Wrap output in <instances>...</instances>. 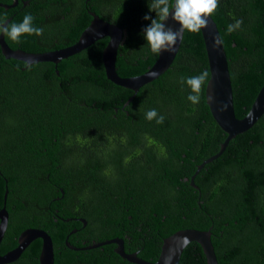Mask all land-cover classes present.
Wrapping results in <instances>:
<instances>
[{"label":"trees","instance_id":"1","mask_svg":"<svg viewBox=\"0 0 264 264\" xmlns=\"http://www.w3.org/2000/svg\"><path fill=\"white\" fill-rule=\"evenodd\" d=\"M83 1L66 0L62 7H83ZM151 2L93 0L87 3V7L96 11L99 17L124 30L114 64L115 72L120 77L141 74L156 58L144 38V29L150 25L151 19L156 18V13L149 10ZM50 7L48 4L47 8ZM145 15L151 19L145 20ZM211 18L219 37L223 38L233 111L235 117L240 118L264 80V0H219V7ZM89 19L87 13L80 14L77 27L71 31L73 41ZM237 19L243 21L241 28L227 34V26ZM104 43V40L97 41L98 52ZM97 65L100 76L89 80H70L75 68L71 60L62 63L59 67L61 87L66 88L70 81L77 82L72 87L79 103L96 100L104 106L111 104L120 107L124 100L133 95L124 108L129 114L124 116L123 110L117 112L121 125L116 130L112 126L103 128L97 124L93 128L94 140L112 137L108 141L109 144L111 142V148L107 150L111 153L110 157L97 162L90 158L71 160L69 166L60 168L61 174L57 172L53 176L55 182H60L62 175L68 177V188H64L62 200L67 199L69 206H65V209L57 207L58 214L62 217H84L87 222L86 233L95 232L96 238L130 234L132 241L124 244L125 251L138 249L137 257L150 262L157 258L164 237L178 229L194 228L210 232V242L218 264H264V113L251 127L230 139L217 158L202 165L193 178L198 189L188 184V178L185 182L181 180V152L189 156L196 155L186 175L189 177L196 164L217 151L225 136L223 131L218 133L221 129L208 111L204 87L200 103L193 105L187 100L190 89L180 83L182 76L187 78L208 71L200 32L185 31L169 67L157 78L139 87L134 94L132 90L108 80L103 74L101 63ZM86 67L78 68L77 72L86 73ZM91 71L94 72L93 69ZM58 79L49 81L56 82ZM48 87L55 89L59 86L52 83ZM74 95L69 93V97ZM97 97H102V101H98ZM150 109H156L159 115L165 117L163 124L145 118ZM114 119L109 114L103 121L109 125ZM127 120L133 121L135 133L125 134L130 129L123 123ZM90 122L86 117H79L78 130H83ZM138 132L142 135L143 157L134 166L139 181L137 191H133L105 181L101 170L107 169L121 178L126 176L119 152L129 151L127 149L132 142L138 139ZM85 135L89 137L87 129ZM113 142L120 147H114ZM160 153L166 155L161 156ZM30 166V163L25 164L23 168L28 169ZM170 169L175 184L174 194L171 191L156 192L158 185L155 177ZM127 170L131 173V166ZM35 172L34 176L40 175V171ZM25 173L0 175V200L6 188V201L14 206L10 210L11 222L6 227L4 240H12V235L18 232L17 227H22L25 222L44 228L51 241L62 247L64 232L70 227H63L60 231L59 224L53 225L54 209L48 206L49 199L59 194L56 191L44 192L33 186L23 187L19 179L27 175ZM3 178L8 179L6 187ZM75 181L77 188L72 189L71 183ZM176 185L186 188L187 198L183 197ZM78 188L91 191L88 192L94 197V203L90 204L86 200V192H77ZM135 193L137 198H133L131 205L119 204L122 199ZM169 194H172L174 206H161ZM141 202L142 205H139ZM34 207L46 208L47 211L41 219L28 223L29 211H33ZM122 228L124 231L121 232ZM25 249L28 256H33L30 262L35 264L33 258L39 252L40 241H31ZM91 251L90 264H136L113 254L110 247L106 250V254L109 253L106 258L98 250ZM68 255L64 252V261L60 264H71L66 259ZM177 264H206L200 246L193 241L187 243Z\"/></svg>","mask_w":264,"mask_h":264},{"label":"flooded vegetation","instance_id":"2","mask_svg":"<svg viewBox=\"0 0 264 264\" xmlns=\"http://www.w3.org/2000/svg\"><path fill=\"white\" fill-rule=\"evenodd\" d=\"M65 1L66 0H0V21L7 20L8 23H20L24 15L31 14L34 17V26L44 29L42 36L24 35L21 37L20 43H15L7 37L0 35V175L4 173L18 174V172L26 171L25 174L27 175L19 179L23 187L26 186V188H30L33 186L44 192H58L59 195H54L49 199L48 206H53L54 210L52 214L55 215V217H52V223H54L53 225L59 224L60 231L63 227L70 228L64 232L61 243L62 247H58L55 242L53 243L51 241L52 264H55V262L56 264L63 262L64 252L69 254L66 259H68L71 264H90L89 260H92V249L98 250L99 254L104 255L103 258H106V255H109V253L106 254V250L109 247L113 254L123 259L114 252V249L119 243L126 254L134 253L137 257L138 249H133L130 252H126L124 249V244L132 241L130 234H126L123 237L115 235L96 238L94 236L95 232L90 234L86 233L87 222L84 217L77 215L62 217L58 214L59 208L57 207L61 206L60 208L65 209V206H69L67 199L62 200L64 188H68V177L62 175L60 177L61 181L55 182L53 176L57 172L61 174V169L69 166L71 160L90 158L97 162L105 157H110L111 153L107 152V150L111 148V142L109 144L108 141L112 140V137L94 140L92 136L94 131L93 128L95 124H97L99 126L101 125L103 128L112 126L116 130L117 126L121 125V121H119L116 115L117 112L123 110V115L127 116L129 113L124 110V108L132 100L131 99L125 105L124 102L126 100H124L120 107L111 104L104 106L97 103L96 100H91L89 103H79L77 96L74 95L76 93L75 89L72 87V85L77 84V82L70 81L66 88L61 87L59 67L64 62L68 63V60H71L74 66L73 68H75L73 70L75 73H71L70 80L73 78L89 80L101 75V73L98 72L99 67L97 63L99 62L102 65L101 51L107 42L108 37L106 36L94 40L78 52L61 58L56 62L31 61V59H29V55L31 54L53 53L73 44L81 31L91 21L92 16L90 13L93 12V14H96V11L87 7V3L89 4L93 0H84L83 7L79 8L62 7ZM48 4L51 6L50 8H47ZM81 13H87L90 19L87 25L78 31L73 41L71 31L77 27L78 17H80ZM99 18L105 21L101 17ZM120 29L122 30V35L117 49L124 37V30L122 28ZM100 40H104L105 43L101 51L99 50L98 52L97 41ZM115 60L116 56L114 64ZM26 63L31 65L30 70L26 67ZM84 67L87 69L86 73L77 72L78 68L81 69ZM92 69L94 72L91 71ZM49 79L58 80L56 82H50ZM52 83H55L59 87L55 89L49 88L48 84ZM69 93L73 94L74 97H69ZM102 99L103 98L100 97L98 101H102ZM109 114L115 118L110 122L113 125H106L105 121H103V118L109 116ZM79 117H86L91 121L83 130H78ZM127 121L129 123L125 121H123V123L128 125L130 129L127 133H124H135L134 131H136V129H134L135 126L133 125V121ZM85 129L89 131V137H86ZM221 132L222 130H218V133ZM125 134L122 135L125 136ZM136 134L138 139L132 142V145L127 149L129 151L124 150V152H119L123 163L122 165L125 166L126 176L121 178L120 175L118 177L114 172L111 173L107 169L101 170L103 171L105 181L111 184H120L126 189L133 191H137L138 187L136 188V185L139 181L138 174L134 173V166L137 164L136 161L141 160L143 157L142 135L140 132ZM113 145L117 147L118 144L113 142ZM158 147L162 149L160 145H158ZM160 154L161 156L166 155L165 153ZM180 156L179 163L183 174L181 180L185 182L188 178V184L192 186L190 184V178L194 174L199 163L195 165L196 167L189 177L186 175L191 169L192 163L195 162L196 155L189 156L181 152ZM29 163L31 166L28 169H24L23 166ZM128 166H131V173L127 172ZM36 170L40 171L39 176H34ZM194 176L192 177V182L195 189H198V186L195 185L193 181ZM3 180V184L6 187L8 179L3 178ZM76 183L77 181L71 183L72 189L77 188V186H75ZM155 183L158 185V188L155 189L156 192L171 191L172 194H174L175 184L171 169L156 176ZM176 188L182 193L184 198H187L188 195L185 192V187L176 185ZM5 190L6 188L4 191ZM76 191L81 192V194L86 192V200L90 202V204L94 203V197L89 193L91 191L79 188ZM172 194H169L160 205L174 206L175 202L172 199ZM133 198H137V193L133 196H127V199H122L119 204L131 205L134 200ZM21 203L24 204L25 202L22 200ZM142 203L143 202L139 205H142ZM10 204V202L6 201L5 193L4 200H0V213L4 212L6 214L5 229L0 237V256L17 245L18 236L22 231L30 228L45 231L42 227H35L31 224L27 225L24 222L22 227H17L18 232L12 235V240H4L6 227L11 222L9 219V214H12L10 210L14 209V206ZM70 206L72 207V205ZM46 211V208L34 207L33 211H29V216L27 217L28 223L34 222L37 218L41 219ZM140 230L141 228L139 227V231ZM122 231H124L123 228L121 229V232ZM36 239H38L41 244L40 238H34L31 241ZM112 240H118L120 242H109ZM29 243L14 260L0 264H32L29 259L33 256H28L25 249ZM38 255L39 252L33 258L35 264H39ZM93 264L95 263L93 262Z\"/></svg>","mask_w":264,"mask_h":264},{"label":"water","instance_id":"3","mask_svg":"<svg viewBox=\"0 0 264 264\" xmlns=\"http://www.w3.org/2000/svg\"><path fill=\"white\" fill-rule=\"evenodd\" d=\"M174 10H170V16L165 21L166 28H172L177 30L180 25L178 22L171 18V14ZM92 16L89 24L81 31L77 40L64 48H61L53 53H38L29 55L31 61H52L56 62L61 58L70 56L82 48L86 47L94 40L106 36L108 37L105 46L101 51V61L104 68L105 77L116 85L125 87L132 90L133 94L142 85L152 81L162 74L170 65L180 43L177 40L175 45V51L161 52L160 55H156L153 63L141 74L120 77L116 74L114 68V59L116 56V49L121 39L122 30L114 24L101 20L97 15L90 13ZM203 46L206 55L207 68L209 72V82L204 85V100L208 107V111L215 121L216 125L225 134L223 140L219 143L218 149L215 153L202 160L194 174L207 162L217 158L224 150L227 142L232 139L236 134H239L249 127L264 113V80L256 92L249 108L245 114L237 118L234 115L232 106V93L227 68V62L223 46L213 47V38L219 37L216 25L211 17H209V27L200 31ZM131 95L126 99L124 105L131 99ZM254 113L252 118H249L248 113ZM190 178V184L195 188ZM4 191L2 199L5 198ZM6 214L0 213V237L5 229ZM34 238H40V251L38 255L39 264H52V244L49 235L41 229H26L22 231L17 239V245L0 256V263H6L14 260L22 251V249ZM196 242L205 257L206 264H218L215 258L212 244L210 242V232L208 230H198L194 228H182L178 229L168 236L164 237L161 241L159 253L157 258L153 261H146L136 257L134 253L126 254L119 243L114 249L119 256L123 259L136 263V264H177L180 253L183 247L189 242ZM109 242H120L118 240H112Z\"/></svg>","mask_w":264,"mask_h":264},{"label":"clouds","instance_id":"4","mask_svg":"<svg viewBox=\"0 0 264 264\" xmlns=\"http://www.w3.org/2000/svg\"><path fill=\"white\" fill-rule=\"evenodd\" d=\"M219 7V0H152L149 10L156 13V18L151 19L145 15L144 19H151L150 25L144 29V38L153 54L160 55L161 52L175 51L177 40H181L185 31L199 33L202 29L209 27V17L213 16ZM170 10H174L171 18L178 22L180 27L177 30L166 28L165 21L170 16ZM34 17L26 14L22 22L8 23L7 20L0 21V35L7 37L15 43L21 42L24 35L42 36L44 29L33 24ZM242 20H235L233 24L227 26V34H231L241 28ZM223 44L222 37L213 38V47H220ZM30 70L31 65L26 63ZM209 82V72L207 70L196 76L180 77L181 85H186L190 89L187 100L193 105L199 104L201 92L206 83ZM249 118L254 113H248ZM148 121L155 120L157 124H163L165 117L159 115L156 109H150L145 114Z\"/></svg>","mask_w":264,"mask_h":264}]
</instances>
